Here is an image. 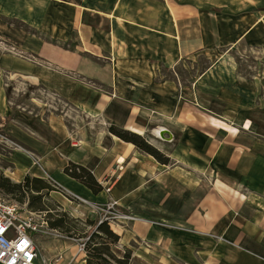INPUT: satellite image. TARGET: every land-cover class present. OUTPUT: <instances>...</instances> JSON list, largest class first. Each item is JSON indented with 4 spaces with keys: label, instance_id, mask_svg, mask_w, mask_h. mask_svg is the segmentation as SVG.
Instances as JSON below:
<instances>
[{
    "label": "crops",
    "instance_id": "obj_1",
    "mask_svg": "<svg viewBox=\"0 0 264 264\" xmlns=\"http://www.w3.org/2000/svg\"><path fill=\"white\" fill-rule=\"evenodd\" d=\"M260 43L264 0H0V130L18 143L3 174L134 215L109 225L139 264H264V139L251 125L254 91L226 58ZM198 57L208 61L190 80L162 75ZM16 81L73 105L95 127L92 140L60 114L12 110L4 86ZM108 124L155 138L166 129L169 162ZM68 161L98 182L110 176L108 191L65 175ZM73 247L57 264H84Z\"/></svg>",
    "mask_w": 264,
    "mask_h": 264
},
{
    "label": "rangeland",
    "instance_id": "obj_2",
    "mask_svg": "<svg viewBox=\"0 0 264 264\" xmlns=\"http://www.w3.org/2000/svg\"><path fill=\"white\" fill-rule=\"evenodd\" d=\"M14 24L22 28L20 24ZM68 46L71 47V45ZM252 46L253 47L246 46V50L242 49L239 50V52L233 48H230L227 52L226 58H228V61L232 65V72L237 81H239V83L242 85L250 86V88L254 91L255 106L249 110V113L252 117L251 125L253 126V130L258 133V136L264 139V47H262L261 43L257 44V47L254 44H252ZM207 61L208 60L204 57H198L196 61L193 60V68L191 69L185 70L178 64L174 70L166 71L165 69H162L161 72L162 75L166 77H176L180 81L185 82L194 77L197 71L201 67L205 66ZM5 80L8 82V79L5 78ZM12 87L14 90H12V88L8 87L7 85L4 86L6 90V99L11 105L12 110L26 109L42 114H60L65 117L67 125H69L70 121H72L74 123V127L76 126L80 129L86 140H92V131L95 130V127H90V125H92L90 120L64 99L58 97L43 87L27 85L21 81H16ZM204 112L215 116L207 111ZM239 118L240 116L238 114L236 118L233 119V122H238ZM107 133L110 134L108 131ZM162 135L163 138L160 139L158 136L155 138L148 133L141 134L147 143L164 154L165 151L171 147V143H173V141H170V138L167 137V134ZM154 138L157 141L162 142L165 147L161 148V145H157L152 140ZM72 141L75 142V140ZM109 142V138L105 136L102 140V145L107 146ZM17 144L18 143L7 133L0 130V175L5 176L3 172L8 169L6 164L9 149L11 146H18ZM138 151L144 153L140 150ZM110 178V176L104 177V179L101 180L102 183L99 182L101 189L104 190L105 187L110 185ZM8 179L13 181L10 178ZM46 180L51 185H53L50 180ZM57 189L59 190H51L41 198V204H43L44 209L37 210L32 207L28 208L32 211L43 214L49 228L54 230L53 234L41 235L40 238L38 235H35L36 245L40 254H43L48 259H53L54 257L58 258V255H63L65 252H67L69 246L75 244L77 247H73L72 250H82L84 261L86 250H83V242L86 240L88 232L91 231L95 224L100 221L99 219L102 220L103 215L106 214L104 211V206L107 201L104 203H97L91 200H81L58 186ZM0 196L9 201L18 204H24L27 207L28 203L33 200V195L28 193L21 195L19 191H14L13 194H6L0 189ZM48 220H58L60 227L50 226L48 224ZM106 221L109 224L111 219H106ZM44 245L46 247H44ZM126 248L127 247H119L118 240L113 244H109V250L115 257H122ZM105 257L111 263L113 262L110 257L106 255ZM38 261H40V258ZM127 264H139L137 259L131 256L130 249L129 256L127 258Z\"/></svg>",
    "mask_w": 264,
    "mask_h": 264
},
{
    "label": "trees",
    "instance_id": "obj_3",
    "mask_svg": "<svg viewBox=\"0 0 264 264\" xmlns=\"http://www.w3.org/2000/svg\"><path fill=\"white\" fill-rule=\"evenodd\" d=\"M20 25L23 29L28 30L24 24L21 23ZM107 131L120 140L131 143L136 149L152 156L158 163L167 164L169 162V158L147 143L141 134L114 124L108 125ZM62 172L85 186L92 194H96L101 190L100 183L92 173L80 164L68 161L62 168ZM0 189L6 194H13L14 191H19L21 195L25 193L33 195V200L26 207H32L37 210L44 209L43 204H41V198L45 194L51 190H59L55 184L51 185L46 179L31 176L30 174H24L18 182L10 181L7 177L0 175ZM48 224L52 227H60L58 220H48ZM117 240L118 235L109 227L108 222L104 219L98 221L94 228L88 232L87 238L83 242V250H86L84 264H127L128 248L125 249L122 257H115L109 250V244H113ZM105 255L110 257L113 262L108 261Z\"/></svg>",
    "mask_w": 264,
    "mask_h": 264
},
{
    "label": "built area",
    "instance_id": "obj_4",
    "mask_svg": "<svg viewBox=\"0 0 264 264\" xmlns=\"http://www.w3.org/2000/svg\"><path fill=\"white\" fill-rule=\"evenodd\" d=\"M104 190L107 191L108 187ZM104 207L105 220L117 218L130 221L135 218L130 213L115 212L112 201ZM53 231L40 212L0 196V264H57L61 256L48 259L40 254L35 238V235H50Z\"/></svg>",
    "mask_w": 264,
    "mask_h": 264
},
{
    "label": "water",
    "instance_id": "obj_5",
    "mask_svg": "<svg viewBox=\"0 0 264 264\" xmlns=\"http://www.w3.org/2000/svg\"><path fill=\"white\" fill-rule=\"evenodd\" d=\"M160 134H167V135H169V133H168V131L166 129H161L160 130ZM160 138H163V135Z\"/></svg>",
    "mask_w": 264,
    "mask_h": 264
},
{
    "label": "bare ground",
    "instance_id": "obj_6",
    "mask_svg": "<svg viewBox=\"0 0 264 264\" xmlns=\"http://www.w3.org/2000/svg\"><path fill=\"white\" fill-rule=\"evenodd\" d=\"M158 134H159V136H160V137L162 136V134H160V131H159V133H158Z\"/></svg>",
    "mask_w": 264,
    "mask_h": 264
}]
</instances>
